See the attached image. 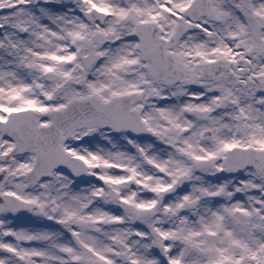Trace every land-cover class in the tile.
<instances>
[{
    "label": "snow or ice",
    "instance_id": "snow-or-ice-1",
    "mask_svg": "<svg viewBox=\"0 0 264 264\" xmlns=\"http://www.w3.org/2000/svg\"><path fill=\"white\" fill-rule=\"evenodd\" d=\"M0 264H264V0H0Z\"/></svg>",
    "mask_w": 264,
    "mask_h": 264
}]
</instances>
